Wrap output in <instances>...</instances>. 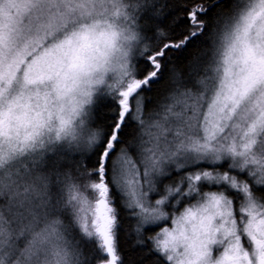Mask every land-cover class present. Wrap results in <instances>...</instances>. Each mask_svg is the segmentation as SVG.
<instances>
[{
  "label": "snow or ice",
  "instance_id": "obj_1",
  "mask_svg": "<svg viewBox=\"0 0 264 264\" xmlns=\"http://www.w3.org/2000/svg\"><path fill=\"white\" fill-rule=\"evenodd\" d=\"M181 7L0 0V264H124L121 212L152 264H264V0ZM197 43L196 78L174 74L146 118ZM48 153L81 156L56 190Z\"/></svg>",
  "mask_w": 264,
  "mask_h": 264
},
{
  "label": "trees",
  "instance_id": "obj_2",
  "mask_svg": "<svg viewBox=\"0 0 264 264\" xmlns=\"http://www.w3.org/2000/svg\"><path fill=\"white\" fill-rule=\"evenodd\" d=\"M160 3H167L168 9L165 11H175L177 14L183 13V8L181 4L183 0H159ZM168 21H165L167 24ZM141 26L145 29L147 34H151V30L154 28L153 20L150 17V14L145 12L140 20ZM205 45H200L199 43L190 46L187 51L180 56L178 59L174 60L173 64H170L168 69L165 70L164 76L160 79L158 84L152 86V90L150 92L145 93L146 101H145V116L147 118L148 113L153 110H158V104L163 101L164 97L168 94V92L172 89V77L174 74H178L180 80H194L196 78L197 73L192 71V64L194 63L195 59L201 56L203 48ZM203 72L201 71L199 75H202ZM104 105L101 101L97 100V105L93 106V125L95 127H102L103 123V113ZM131 139V137H130ZM69 159L66 160H57L56 156L53 153L46 155V160H49V163L45 165V170L51 173L50 180L53 184V190H56V172L59 171L61 173L64 172H72L73 176H76V169L79 166V161L81 159L80 154L73 153L69 154ZM85 162H87V158L85 157ZM90 166V165H89ZM83 171V168H80ZM61 179L63 177L61 176ZM82 182V181H81ZM67 222V220H66ZM134 221L127 219L125 214L121 212V228L119 231V251L123 254L124 264H152V257H145V249L143 248H132V241L135 239L134 236L129 238L126 233H130L132 227L134 226ZM155 234L154 231H149L146 235H153ZM72 236L70 240L74 242L79 241V246L81 247L82 252L85 256H89L93 251V245L90 243L85 242L78 231H71ZM148 247L150 248L151 245L149 244ZM144 257L143 261L141 258Z\"/></svg>",
  "mask_w": 264,
  "mask_h": 264
},
{
  "label": "rangeland",
  "instance_id": "obj_3",
  "mask_svg": "<svg viewBox=\"0 0 264 264\" xmlns=\"http://www.w3.org/2000/svg\"><path fill=\"white\" fill-rule=\"evenodd\" d=\"M48 154H50V153H48ZM46 155H47V154H46ZM53 155L56 156V153H53ZM69 234H71V232H70ZM71 237H72V236L68 235V239H72Z\"/></svg>",
  "mask_w": 264,
  "mask_h": 264
}]
</instances>
